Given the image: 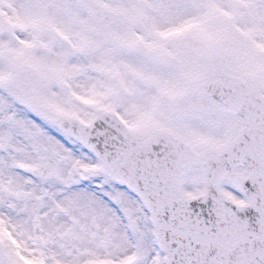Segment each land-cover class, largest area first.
Listing matches in <instances>:
<instances>
[{
    "label": "snow or ice",
    "instance_id": "6c2138e0",
    "mask_svg": "<svg viewBox=\"0 0 264 264\" xmlns=\"http://www.w3.org/2000/svg\"><path fill=\"white\" fill-rule=\"evenodd\" d=\"M0 264H264V0H0Z\"/></svg>",
    "mask_w": 264,
    "mask_h": 264
}]
</instances>
